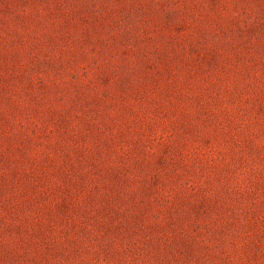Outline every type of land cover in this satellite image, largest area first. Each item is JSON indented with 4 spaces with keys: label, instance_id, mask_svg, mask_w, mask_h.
Instances as JSON below:
<instances>
[{
    "label": "rangeland",
    "instance_id": "rangeland-1",
    "mask_svg": "<svg viewBox=\"0 0 264 264\" xmlns=\"http://www.w3.org/2000/svg\"><path fill=\"white\" fill-rule=\"evenodd\" d=\"M0 264H264V0H0Z\"/></svg>",
    "mask_w": 264,
    "mask_h": 264
}]
</instances>
